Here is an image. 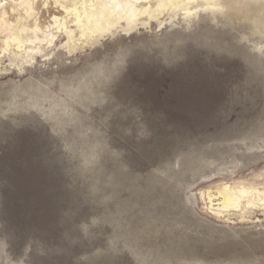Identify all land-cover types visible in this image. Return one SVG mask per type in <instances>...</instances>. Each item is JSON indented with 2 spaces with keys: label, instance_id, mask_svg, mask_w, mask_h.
<instances>
[{
  "label": "rangeland",
  "instance_id": "obj_1",
  "mask_svg": "<svg viewBox=\"0 0 264 264\" xmlns=\"http://www.w3.org/2000/svg\"><path fill=\"white\" fill-rule=\"evenodd\" d=\"M0 264H264V0H0Z\"/></svg>",
  "mask_w": 264,
  "mask_h": 264
},
{
  "label": "bare ground",
  "instance_id": "obj_2",
  "mask_svg": "<svg viewBox=\"0 0 264 264\" xmlns=\"http://www.w3.org/2000/svg\"><path fill=\"white\" fill-rule=\"evenodd\" d=\"M140 0H135V2H139ZM166 1V0H165ZM76 8V7H75ZM74 10V9H73ZM77 10V9H76ZM76 10H74V11H76ZM78 16V20H79V22H81V21H83L82 19H81V16L78 14L77 15ZM76 19V20H77ZM78 22V23H79ZM85 25V24H84ZM86 26V25H85ZM85 29H87V30H89V28H88V26H86V28ZM83 34H85V33H83ZM82 36V35H81ZM85 36V35H84ZM13 40H15V39H13ZM8 44H9V42H8ZM28 71H30V68H28L27 69V72ZM31 77H28L27 79H26V83L28 84V83H30L31 82ZM221 193V195H222V197H223V207H225V208H227V207H229V205H234L235 207H238L239 206V203H238V201H239V197L238 196H232L231 195V193L230 192H228L227 190H225V191H221L220 192ZM248 205H250V204H248ZM249 208V207H248Z\"/></svg>",
  "mask_w": 264,
  "mask_h": 264
}]
</instances>
